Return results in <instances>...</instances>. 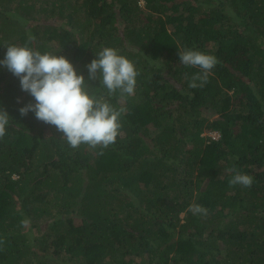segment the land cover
Returning a JSON list of instances; mask_svg holds the SVG:
<instances>
[{"label":"trees","instance_id":"trees-1","mask_svg":"<svg viewBox=\"0 0 264 264\" xmlns=\"http://www.w3.org/2000/svg\"><path fill=\"white\" fill-rule=\"evenodd\" d=\"M7 45L63 55L126 111L113 145L72 149L20 115L34 98L0 66V264H264V0H0ZM105 47L134 63V96L88 81ZM185 48L219 60L203 87Z\"/></svg>","mask_w":264,"mask_h":264},{"label":"clouds","instance_id":"clouds-1","mask_svg":"<svg viewBox=\"0 0 264 264\" xmlns=\"http://www.w3.org/2000/svg\"><path fill=\"white\" fill-rule=\"evenodd\" d=\"M28 39L31 42L35 37L29 34ZM5 47L7 51L0 66L17 77L21 90L35 101L18 109L22 117L34 113L37 120L54 126L72 149L81 145L106 149L116 142L122 127L120 118L126 109L114 107L104 95H97L95 86L86 82L82 74H77L66 57L48 52L42 54L28 46ZM95 56L86 65L88 81L99 80V86L107 90L109 98L117 94L120 98L134 96L139 75L134 63L111 47L103 48ZM178 56L182 65L199 70L191 77L190 88L206 85L219 63L216 56L191 48L178 50ZM9 121L8 112L0 109V139L5 137ZM99 154L103 155V151ZM227 171L232 173L228 181L230 187H252V176L235 167ZM189 211L193 215H208V209L199 204L191 205Z\"/></svg>","mask_w":264,"mask_h":264},{"label":"built area","instance_id":"built-area-1","mask_svg":"<svg viewBox=\"0 0 264 264\" xmlns=\"http://www.w3.org/2000/svg\"><path fill=\"white\" fill-rule=\"evenodd\" d=\"M137 1V5L141 8L144 9L146 8V0H136ZM210 135V134H209ZM213 138H218V135L215 134V136Z\"/></svg>","mask_w":264,"mask_h":264},{"label":"rangeland","instance_id":"rangeland-1","mask_svg":"<svg viewBox=\"0 0 264 264\" xmlns=\"http://www.w3.org/2000/svg\"><path fill=\"white\" fill-rule=\"evenodd\" d=\"M208 135H209V134H208ZM210 135L215 136V134H210Z\"/></svg>","mask_w":264,"mask_h":264}]
</instances>
